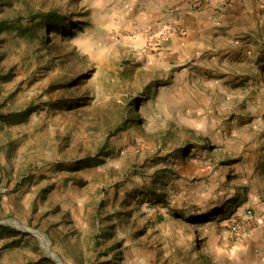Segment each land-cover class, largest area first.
Wrapping results in <instances>:
<instances>
[{
	"label": "rangeland",
	"instance_id": "374dc122",
	"mask_svg": "<svg viewBox=\"0 0 264 264\" xmlns=\"http://www.w3.org/2000/svg\"><path fill=\"white\" fill-rule=\"evenodd\" d=\"M263 202L264 0H0V264H264Z\"/></svg>",
	"mask_w": 264,
	"mask_h": 264
},
{
	"label": "crops",
	"instance_id": "0c3cea01",
	"mask_svg": "<svg viewBox=\"0 0 264 264\" xmlns=\"http://www.w3.org/2000/svg\"><path fill=\"white\" fill-rule=\"evenodd\" d=\"M264 203V202H263ZM259 208V219L260 221L264 220V204L260 203V205H257ZM249 238H252L251 242H254L255 247H260L261 251L264 252V225L260 224L258 227L255 229V232L250 233Z\"/></svg>",
	"mask_w": 264,
	"mask_h": 264
},
{
	"label": "trees",
	"instance_id": "16d2710c",
	"mask_svg": "<svg viewBox=\"0 0 264 264\" xmlns=\"http://www.w3.org/2000/svg\"><path fill=\"white\" fill-rule=\"evenodd\" d=\"M45 19L47 21V23H60V21L58 20V17L54 14H52L51 12H47L46 14H44Z\"/></svg>",
	"mask_w": 264,
	"mask_h": 264
},
{
	"label": "water",
	"instance_id": "95a60500",
	"mask_svg": "<svg viewBox=\"0 0 264 264\" xmlns=\"http://www.w3.org/2000/svg\"><path fill=\"white\" fill-rule=\"evenodd\" d=\"M3 223H12V222H10V221H2ZM40 235V234H39Z\"/></svg>",
	"mask_w": 264,
	"mask_h": 264
},
{
	"label": "built area",
	"instance_id": "2783aa9c",
	"mask_svg": "<svg viewBox=\"0 0 264 264\" xmlns=\"http://www.w3.org/2000/svg\"><path fill=\"white\" fill-rule=\"evenodd\" d=\"M248 215H251V212L248 210L247 212H246Z\"/></svg>",
	"mask_w": 264,
	"mask_h": 264
},
{
	"label": "bare ground",
	"instance_id": "6f19581e",
	"mask_svg": "<svg viewBox=\"0 0 264 264\" xmlns=\"http://www.w3.org/2000/svg\"><path fill=\"white\" fill-rule=\"evenodd\" d=\"M40 237L43 238V239L45 240V238H44L42 235H41Z\"/></svg>",
	"mask_w": 264,
	"mask_h": 264
}]
</instances>
